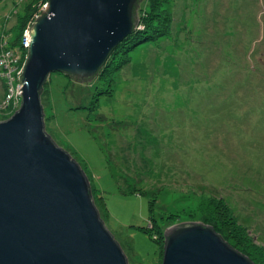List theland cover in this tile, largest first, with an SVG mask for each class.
<instances>
[{
  "label": "rangeland",
  "instance_id": "1",
  "mask_svg": "<svg viewBox=\"0 0 264 264\" xmlns=\"http://www.w3.org/2000/svg\"><path fill=\"white\" fill-rule=\"evenodd\" d=\"M48 2H0V46L19 49ZM138 13V44L92 81L52 74L46 133L86 173L129 264H162L167 232L195 224L264 264V0H143Z\"/></svg>",
  "mask_w": 264,
  "mask_h": 264
},
{
  "label": "water",
  "instance_id": "2",
  "mask_svg": "<svg viewBox=\"0 0 264 264\" xmlns=\"http://www.w3.org/2000/svg\"><path fill=\"white\" fill-rule=\"evenodd\" d=\"M143 0H49L31 28L22 105L0 121V264H129L78 162L45 130L53 73L94 79L138 29ZM162 264H255L211 227L167 232Z\"/></svg>",
  "mask_w": 264,
  "mask_h": 264
},
{
  "label": "built area",
  "instance_id": "3",
  "mask_svg": "<svg viewBox=\"0 0 264 264\" xmlns=\"http://www.w3.org/2000/svg\"><path fill=\"white\" fill-rule=\"evenodd\" d=\"M47 9L48 4L45 6L44 12ZM33 23H30L24 30L22 37L23 39L20 42L21 44H19V49L12 48L8 50L6 46H0V75L3 81V87L6 88V94L3 96V98L0 99V113H2L3 115H8L10 113L14 114L20 109L22 105L23 90L21 89L23 88V84L20 83L19 76L23 75L24 66L29 58L31 28ZM4 40L5 43H9L7 39ZM20 49L23 51L22 54H20Z\"/></svg>",
  "mask_w": 264,
  "mask_h": 264
},
{
  "label": "trees",
  "instance_id": "4",
  "mask_svg": "<svg viewBox=\"0 0 264 264\" xmlns=\"http://www.w3.org/2000/svg\"><path fill=\"white\" fill-rule=\"evenodd\" d=\"M2 1H4V0H0V2H2ZM47 1H49V0H47ZM141 5V4H140ZM139 8H140V6H139ZM138 11H139V9H138ZM34 15V14H33ZM42 16V15H41ZM41 16H39L36 20H38ZM154 16H158V14H155ZM160 16H161V14H160ZM161 18L162 19H165L166 17L165 16H161ZM138 19H139V13H138ZM140 22V21H139ZM24 24V23H23ZM138 25H139V23H138ZM153 24L152 23H150L149 22V20L148 21H146V24H145V29L147 30L146 31V35H149L151 38L152 37H154L155 38V35H154V32L152 31V29H153ZM22 29V28H21ZM137 34H138V30H135V32L132 34V35H130L128 38H126L125 39V41L123 42V43H121L120 45H119V47L117 48V49H115L113 52H112V54H111V56H110V58H112V59H115L116 58V54H118V52H121L124 48H126V47H128V44L130 45V47L131 46H133L135 43L136 44H138L137 42ZM145 34V33H144ZM22 36V31L19 33V37H16L15 39H14V41H15V44L17 45V44H21L20 42H21V37ZM14 41H13V43H14ZM12 43V44H13ZM135 44V45H136ZM134 45V46H135ZM110 62V61H109ZM109 62H107L106 63V65L103 67V69L101 70V72H103V70L105 69V68H107V67H109ZM126 62V61H125ZM101 72L99 73V74H101ZM54 74V73H53ZM55 74H59V75H64V76H66L67 78H70V79H72V80H75V81H77L75 78H73V77H71V76H68V75H65V74H63V73H55ZM99 74L97 75V76H99ZM52 76V75H51ZM96 76V77H97ZM95 77V78H96ZM93 80V79H92ZM91 80V81H92ZM50 82H51V77H50V80L44 85V87H43V89L41 90V99H42V97L44 96V94L45 93H47V92H49L50 93V90H49V86H50ZM77 82H79V83H81L80 81H77ZM89 81H87V82H85V83H88ZM83 83V82H82ZM48 88V89H47ZM47 90H49V91H47ZM9 117V116H8ZM7 116L5 117L6 119L8 118ZM91 193H92V195H93V192H92V190H91ZM211 228H213L216 232H218V234L222 237V239L226 242V243H228L230 246H232L233 248H235V249H237L239 246L238 245H236L235 243H233L232 242V240L230 241V239H228L227 238V236L225 235L226 233L225 232H223V230H222V228H219V227H216V226H214V227H211ZM221 230V231H220ZM225 233V234H224ZM237 247V248H236ZM253 261V260H252Z\"/></svg>",
  "mask_w": 264,
  "mask_h": 264
},
{
  "label": "bare ground",
  "instance_id": "5",
  "mask_svg": "<svg viewBox=\"0 0 264 264\" xmlns=\"http://www.w3.org/2000/svg\"><path fill=\"white\" fill-rule=\"evenodd\" d=\"M2 80V79H1ZM6 119V118H5Z\"/></svg>",
  "mask_w": 264,
  "mask_h": 264
},
{
  "label": "clouds",
  "instance_id": "6",
  "mask_svg": "<svg viewBox=\"0 0 264 264\" xmlns=\"http://www.w3.org/2000/svg\"><path fill=\"white\" fill-rule=\"evenodd\" d=\"M8 119V118H7Z\"/></svg>",
  "mask_w": 264,
  "mask_h": 264
}]
</instances>
